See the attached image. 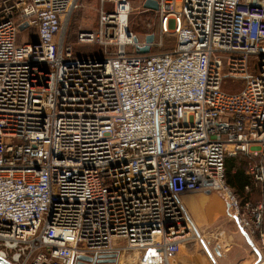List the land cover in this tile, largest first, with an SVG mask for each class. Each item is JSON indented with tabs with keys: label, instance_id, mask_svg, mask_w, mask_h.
<instances>
[{
	"label": "built area",
	"instance_id": "1",
	"mask_svg": "<svg viewBox=\"0 0 264 264\" xmlns=\"http://www.w3.org/2000/svg\"><path fill=\"white\" fill-rule=\"evenodd\" d=\"M154 1L150 49L171 34V50L137 54L129 0H99L75 44L100 54L79 56L63 40L78 0H0L6 263L169 264L190 239L179 197L201 190L264 255V0ZM224 79L240 87L227 92ZM237 155L254 201L225 183L224 157Z\"/></svg>",
	"mask_w": 264,
	"mask_h": 264
},
{
	"label": "crops",
	"instance_id": "2",
	"mask_svg": "<svg viewBox=\"0 0 264 264\" xmlns=\"http://www.w3.org/2000/svg\"><path fill=\"white\" fill-rule=\"evenodd\" d=\"M148 12L153 14V11ZM179 201L193 228L201 233L199 236L206 247V254L192 243L185 242L169 264H252V254L255 253L235 221L227 216L226 206L219 194L201 190L183 194ZM216 232H220L217 235L221 238L212 241L210 233Z\"/></svg>",
	"mask_w": 264,
	"mask_h": 264
},
{
	"label": "rangeland",
	"instance_id": "3",
	"mask_svg": "<svg viewBox=\"0 0 264 264\" xmlns=\"http://www.w3.org/2000/svg\"><path fill=\"white\" fill-rule=\"evenodd\" d=\"M142 0H129L130 4V12L128 16V31H130L138 41H143L145 35H153V41L157 44L158 42V34L156 31V22L154 20V15L151 12L144 11L141 7ZM78 7L70 14L65 27H64V43L71 44L73 48V53L79 56H97L100 54L101 49L94 45H78L75 44V35L79 30H92L96 26L97 21V11L100 8L99 0H78ZM108 7V6H107ZM32 30H30L31 32ZM20 33L17 35V42L24 41L26 39V34ZM33 36H30V40L32 41ZM174 44V36L173 35H164L160 40V45L153 46L150 50L152 53H157L161 51H169L173 47ZM130 48L128 47V50ZM239 82L230 83L228 79L223 80L222 89L230 92L233 89H237ZM241 164V163H240ZM229 187V186H228ZM215 192V191H214ZM217 193V192H216ZM218 194V193H217ZM189 219V218H188ZM190 223V222H189ZM189 226V234L190 239L187 243H192L196 248L201 252L205 253L206 247L200 238V234L198 230L194 229L191 224ZM201 232V231H200ZM220 232L210 233V238L213 240L220 239ZM217 241V240H216ZM186 243V244H187ZM116 246H122L123 242L115 243ZM206 254V253H205ZM253 262L252 264H263L264 258L260 259L257 262V258L254 254H252ZM132 256L122 255L119 258L118 264H132L131 259ZM262 261V262H261Z\"/></svg>",
	"mask_w": 264,
	"mask_h": 264
},
{
	"label": "trees",
	"instance_id": "4",
	"mask_svg": "<svg viewBox=\"0 0 264 264\" xmlns=\"http://www.w3.org/2000/svg\"><path fill=\"white\" fill-rule=\"evenodd\" d=\"M239 87L240 84L238 83V86L236 88L238 89ZM223 163L225 183L230 187V189L238 198H247L251 201H254L257 198L256 191L252 188L251 181L246 175L245 158L241 155H237L236 157H224ZM245 185L250 186V189L247 192L243 191V187Z\"/></svg>",
	"mask_w": 264,
	"mask_h": 264
},
{
	"label": "water",
	"instance_id": "5",
	"mask_svg": "<svg viewBox=\"0 0 264 264\" xmlns=\"http://www.w3.org/2000/svg\"><path fill=\"white\" fill-rule=\"evenodd\" d=\"M142 8L150 11L156 10V3L154 0H144L142 2ZM21 28V27H20ZM134 42H136V38L133 39ZM153 41V35H145L143 38L144 45L142 47H138L136 49L137 54H147L150 49V45ZM241 235L244 237L246 243L251 247V249L254 251L257 262H259V254L252 246L251 242L247 238L244 231L240 230ZM115 263V254H109V255H100L97 258H89V257H83V256H77L75 264H112ZM0 264H8L5 261L0 259ZM264 264V263H263Z\"/></svg>",
	"mask_w": 264,
	"mask_h": 264
},
{
	"label": "bare ground",
	"instance_id": "6",
	"mask_svg": "<svg viewBox=\"0 0 264 264\" xmlns=\"http://www.w3.org/2000/svg\"><path fill=\"white\" fill-rule=\"evenodd\" d=\"M185 214H186V213H185ZM185 217H186V221H187V223H188V224H191V222H190V220L188 219L187 215H185ZM189 222H190V223H189ZM191 225H192V224H191ZM187 229H189V226L187 227ZM189 230H190V229H189ZM189 233H190V232H189ZM247 238H248V237H247ZM248 239H249V238H248ZM249 241H250L251 244L253 245V243H252V241H251L250 239H249ZM255 250H256V249H255ZM256 251H257V250H256ZM134 258H135V257L133 256V258H132L133 261H132V262H134ZM263 258H264V255H262L260 259H263ZM135 259H136V258H135ZM259 261H260V260H259ZM261 262H262V261H261ZM260 264H261V263H260Z\"/></svg>",
	"mask_w": 264,
	"mask_h": 264
},
{
	"label": "flooded vegetation",
	"instance_id": "7",
	"mask_svg": "<svg viewBox=\"0 0 264 264\" xmlns=\"http://www.w3.org/2000/svg\"><path fill=\"white\" fill-rule=\"evenodd\" d=\"M112 264H115V263H112Z\"/></svg>",
	"mask_w": 264,
	"mask_h": 264
}]
</instances>
